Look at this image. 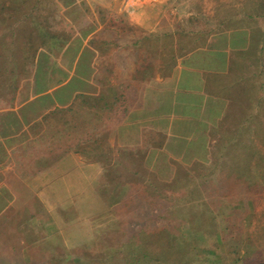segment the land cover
<instances>
[{"label": "rangeland", "instance_id": "374dc122", "mask_svg": "<svg viewBox=\"0 0 264 264\" xmlns=\"http://www.w3.org/2000/svg\"><path fill=\"white\" fill-rule=\"evenodd\" d=\"M35 1L0 0V111L9 106L12 93L7 74L21 62L20 52L43 47V39L28 15ZM69 1L43 0L39 12L33 13L45 20L48 14L55 12L61 20V29L71 42L56 58L60 66L71 67L72 71L65 82L17 106L27 119L30 112V116L35 117L46 106L64 105L66 100L65 105L72 103L79 90L94 96L100 91H107V99L113 101L118 88L109 85V48L112 47L109 42L115 39L130 41L124 40L125 35L130 30L140 31L139 26L131 27L123 18L132 19L135 13L138 14L140 0H112L107 8L109 16H102L100 22L86 0L85 3L77 0L75 7L67 8L65 4ZM204 1L196 7L200 22L206 20L202 19L204 13L214 6L208 5L212 0ZM254 1L262 20L253 23V49L251 46L245 55L234 54L229 69H225L220 77L217 74V81L211 79L217 83L215 90L222 99L221 113L205 130L204 141L193 145L194 148L190 145L194 144L195 138L186 140L183 135L172 142L173 147L181 142L184 147L188 144L180 151L158 150L157 155L151 157L141 147L126 149L123 137L109 130L115 125L114 119H109L110 113L97 108L103 106L104 100H96L93 101L95 110H98L101 119H94L96 123L93 127L90 125L81 131L80 126L77 135L69 129L68 132L73 134L68 141L47 145L39 140L27 154L22 156L21 152L15 158L12 167L19 173L33 172V169L45 167L50 157L66 152L65 149L68 153H78L76 161L84 159L103 164L105 189L111 193L109 195L114 192L126 197L127 202L118 204L120 208L114 210L109 221L105 216L95 215L93 206L84 205L81 213L77 214L74 208L65 211L59 204L50 205L51 202L65 203L67 198L59 197L51 201L44 190L38 189L37 183L28 184L31 187L29 192L34 195L30 202V199L27 200L29 207H25V201L20 199L17 204L8 205L3 212L5 225H1L0 232L6 231V225H10L21 237L17 246L12 247L6 240L0 243V257L4 264H101L110 250L121 248L133 230L143 227L149 238L154 233L164 237L163 242L151 246L156 250L168 248L172 237L177 236L178 240L184 237L187 245L191 244L197 254L201 252L198 254L200 257H207L215 264H242L244 251L253 245L254 264H264V0ZM239 8L232 6L230 11L233 9L236 13ZM249 8L243 6L237 14L247 13ZM170 20L173 18L170 17ZM239 20L238 16V25ZM171 22L166 24L167 28L173 27ZM203 25L206 27L209 24ZM91 27L93 32L83 39V32ZM79 54L83 55L84 64L95 68L94 73L90 71L89 75L93 77L96 73L95 77L99 79L87 89L86 86H77L79 73L76 61ZM74 55L77 57L70 66ZM147 57L144 58V65L151 63L150 54ZM53 60L54 57L47 56L44 63L49 65ZM35 69L36 66L32 71ZM30 79L20 83L15 94L16 103L30 92ZM46 94L49 97L42 96ZM216 109L219 111L218 107ZM115 120L119 121L118 118ZM38 129L35 127L34 131ZM143 140L148 141L145 137ZM78 141L82 144L77 145ZM17 143L11 147H22L23 142L18 140ZM44 157H47L45 161L42 160ZM10 164L0 166L1 179L10 176ZM107 191L104 199L109 197ZM113 200V197L108 198L107 202ZM62 217L77 218L75 224H70ZM55 233L62 237V246L51 244ZM152 241L154 238H151L150 244ZM217 242L219 248L215 253L218 255L214 256L211 251L216 248ZM178 244L174 242L180 248ZM38 258L40 261L34 263ZM200 261L198 259L194 263L200 264Z\"/></svg>", "mask_w": 264, "mask_h": 264}, {"label": "crops", "instance_id": "0c3cea01", "mask_svg": "<svg viewBox=\"0 0 264 264\" xmlns=\"http://www.w3.org/2000/svg\"><path fill=\"white\" fill-rule=\"evenodd\" d=\"M86 1L98 20L109 16L107 8L112 0ZM140 1L138 14L135 13L132 19L123 16L125 22L131 27L139 26L140 31L130 30L124 37L130 41L115 39L109 42L112 47L109 48L108 70L110 87L124 88L125 106L123 112L118 113L119 124L137 129L129 131L114 127L113 130L119 136L123 134L122 143L132 149L144 147L143 138L149 134L156 136L154 145L148 147L153 150L180 151L188 144L184 147L179 141L181 144L174 148L172 142L183 135L186 140L195 138L190 147L197 146L204 141L207 127L221 113L222 99L215 90L217 83L211 79L217 81L224 70L229 69L234 54L245 55L251 46L253 49V23L262 20L261 14L254 6V0H212L206 3L214 4L210 6L213 9L205 10L202 19L206 20L200 22L196 7L204 0ZM232 6L241 8L235 13L233 9L230 11ZM243 6L250 7L249 11L237 14ZM238 16L240 25L236 24ZM170 21L173 27L167 28ZM207 23L209 25L205 27L203 24ZM154 53L157 56H153ZM149 54L151 63L144 65V58ZM82 56L76 61L77 86L87 89L99 79L95 77L96 73L93 77L89 75L90 68H95L84 64ZM81 161L85 162L81 159L79 163Z\"/></svg>", "mask_w": 264, "mask_h": 264}, {"label": "trees", "instance_id": "16d2710c", "mask_svg": "<svg viewBox=\"0 0 264 264\" xmlns=\"http://www.w3.org/2000/svg\"><path fill=\"white\" fill-rule=\"evenodd\" d=\"M82 2L85 3L84 0ZM41 5H43V0L35 1L30 7L31 14L28 15L31 16V21L35 29L43 39V47L37 49L32 48L31 50L28 49L26 52H20L21 62L14 70H8L9 72L7 74L10 92L12 93L9 106L0 111V166L4 167L11 163L8 171L10 176H6L4 179L0 177V229L5 225L3 224V217H5V213L3 212L8 205L11 203L17 204L20 199H23V201H25V203H23L25 207H29L27 200L30 199V202L34 199L32 192H29L31 187L28 184L30 183H37L39 186L38 189H40V191L44 190L49 200L59 199V197L67 198L65 203L51 202L50 205L59 204L61 207L63 206L62 208H65V211L74 208L77 210V214L81 213L80 210L84 205L93 206V213L95 215L105 216L109 221H111L110 215H114V210L117 211L118 208H120V203L125 204L127 202L126 197L120 196V194L115 195L114 192L113 195H109L111 193H108V189H105L106 183L102 178L105 172L103 164H97L96 162L90 163L87 161H81V163H79V161H76V155L78 153H68L66 149V152H62L59 156L50 157L49 162L44 165L45 167L33 169V172L27 170L19 173L12 167L16 160L15 158L19 156L21 152L22 156L27 154V151L32 150L35 143L39 140L46 142L45 144L47 145L55 141H68L73 133H75L74 135L79 134L78 129L80 126H82L81 131L90 125L93 127L96 123L94 119H101L100 113L98 110H95L96 105L93 101L96 100H104L103 106L97 108L100 110H107V112L110 113L109 119H114L115 125L113 124V127H109L111 128L109 129L110 131H113L114 127L115 129H128L129 131L137 129V127L132 125L119 124V121L117 122L115 120L118 118V112H123L125 106V93L124 88L121 86L118 87L120 90H118L115 97H113V101L107 99L105 95L107 91H105V93L100 91L98 95L94 96L84 90H79L71 100L72 103L65 105L68 102V100H66L64 105L55 104L46 106L40 111L39 115L35 117H31L30 113L32 112H30L29 119L17 108V106L28 102L32 96L42 94L52 87L65 82L70 77L72 71L71 67L68 69L60 66L56 58V55L62 53L65 47L70 44L71 38L67 37L63 29H61V20L56 17L55 12L48 14L45 20L33 14L39 12ZM76 5L77 0H71L65 4V7L70 8ZM92 32V27L88 30L86 29V31L83 32L82 38L84 39ZM69 36H71V34ZM47 56L54 57L53 62L49 65L44 63ZM76 57L77 55H74L70 66H72ZM77 65L78 62L76 63V66ZM32 66L34 68L36 66L35 71H32ZM45 67L48 68L46 69ZM0 68H2L1 62ZM90 71L93 72V69L90 68ZM5 72L7 71L5 70ZM29 77L31 78L28 81L30 92L25 95L21 101L16 103L17 98L15 94L20 88V83L25 79L27 80ZM42 96L49 97L48 94ZM77 101H79L78 105ZM35 127L39 128L36 132L34 131ZM69 129H71L73 133H69ZM149 135L150 136L145 138L148 141L144 140L145 144L144 147H141V150L148 151L149 155L152 157L157 155L158 150L155 151L148 148L156 142V136L152 134ZM120 136L123 137V134ZM18 140L23 142L21 143L22 147H18L17 149L11 147L14 144H18ZM81 144L80 141L77 142V145ZM137 145L140 146L142 144ZM123 146L126 148L128 145L125 146L124 143ZM77 158H79V156H77ZM46 159L47 157L42 158L43 161ZM96 172H98V174ZM106 191L109 195V200L112 197L114 198L111 203L107 202L108 198L104 199ZM47 196L45 198H48ZM47 203L45 202V204ZM68 212L70 213V211ZM121 215L125 216L126 214L122 213ZM76 218H69L70 220L67 218L64 219L70 224H75ZM120 223L121 221H119V224ZM112 224H114V221H112ZM123 225V227H125V223ZM9 226L10 225H6V231L2 230L3 232H0V243L6 240L11 246L20 245V234ZM145 232L144 227L140 230H133V233L129 234L127 241L124 243L122 242L123 245L121 244V248L110 250L108 256L101 264H195L194 262L198 259L201 260L200 264H215L207 257H200L198 254L201 252L197 254V252L192 249L191 244H189V246L187 245L188 242L184 237H182L181 240H178L179 237L177 236L172 237L168 248L156 250V248L151 246L159 241L163 242L164 237L159 233H154L151 237L154 238V241L150 244L151 238H149ZM56 234L57 233H55L54 238L50 240V242L52 241L51 244L54 246H62L64 244L62 237L60 238V234H57V236ZM216 240L219 242L218 237ZM174 242H178V245H181V247L178 248V246H175ZM218 242L216 245L213 243L216 246V248L211 251L214 256L218 255V253H215L216 249L219 248ZM144 246L146 249H144ZM252 246L253 245H250V248H246V251H244L242 255L244 261L242 264H254V259L252 258L254 249ZM19 247L22 248V246ZM200 251H203V249ZM35 261L34 263H38L40 259L38 258V260L36 259ZM0 264H4L2 257H0Z\"/></svg>", "mask_w": 264, "mask_h": 264}]
</instances>
